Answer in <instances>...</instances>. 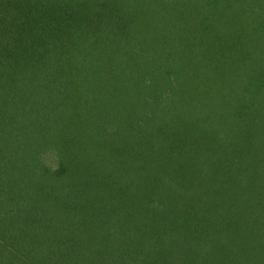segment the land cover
<instances>
[{
    "label": "trees",
    "instance_id": "trees-1",
    "mask_svg": "<svg viewBox=\"0 0 264 264\" xmlns=\"http://www.w3.org/2000/svg\"><path fill=\"white\" fill-rule=\"evenodd\" d=\"M0 264H264V0H0Z\"/></svg>",
    "mask_w": 264,
    "mask_h": 264
}]
</instances>
